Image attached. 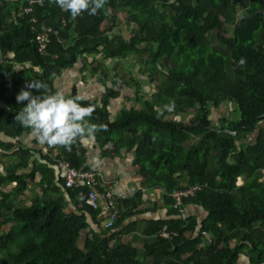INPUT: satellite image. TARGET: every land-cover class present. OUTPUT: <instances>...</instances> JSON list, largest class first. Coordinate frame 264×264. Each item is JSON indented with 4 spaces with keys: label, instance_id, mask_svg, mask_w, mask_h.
Wrapping results in <instances>:
<instances>
[{
    "label": "trees",
    "instance_id": "1",
    "mask_svg": "<svg viewBox=\"0 0 264 264\" xmlns=\"http://www.w3.org/2000/svg\"><path fill=\"white\" fill-rule=\"evenodd\" d=\"M29 1L0 0V100L7 104L0 109V134L30 131L15 121L26 103L15 97L21 89L38 95L26 87L31 81L42 80L55 92V78L84 54H95L89 65L97 72L105 67L97 54L121 59L145 53L141 73L159 80L151 99L140 94L142 84L135 76H117L136 86L143 107L122 110L113 119L108 107L119 92L110 87L102 106L80 103L95 106L90 122L105 128L95 139L111 144V155L122 149L133 154L142 190H162L170 218L146 223L143 233L150 240L141 250L132 244L114 246L125 234L116 230L141 204L138 192L119 199L115 232L91 229L81 241L90 229L87 216L96 222L99 211L86 206L78 190H68L78 215H67L63 201L18 207L12 197L25 191L26 182L6 170L5 176L0 173V187L16 184L17 189L0 199V264H240L243 256L247 264H264V0H107L96 15L85 12L75 19L54 0H44V7L21 17ZM120 10L132 26L130 36L116 33ZM44 26L54 33L43 52L36 36ZM36 66L43 72L37 73ZM226 102L236 104L239 119L221 118L214 125L210 107L219 109ZM193 109L189 124L177 119ZM253 134L257 140L251 143ZM79 144L77 139L71 145L66 161L83 170ZM0 148H6L2 140ZM239 179H246L244 186H237ZM184 184L206 186L185 202V209L197 205L208 213L201 223L182 218L174 207L171 196ZM9 223L12 229L3 233ZM166 226L179 236L162 239Z\"/></svg>",
    "mask_w": 264,
    "mask_h": 264
},
{
    "label": "crops",
    "instance_id": "2",
    "mask_svg": "<svg viewBox=\"0 0 264 264\" xmlns=\"http://www.w3.org/2000/svg\"><path fill=\"white\" fill-rule=\"evenodd\" d=\"M96 57L99 63L100 61L103 63V60H100L103 59L102 55L99 54ZM87 58L79 59L77 65L65 70L61 76L55 78V89L63 91L67 97L72 95L81 96L83 100L96 102L99 106H102L103 96L108 87L112 88L113 91L121 92L120 88H113L112 86L115 85L113 83L115 80L123 84V80L117 77L123 75L118 71L117 65L109 67L108 63L99 71L93 72L92 67L89 65L91 61ZM85 65L89 66L86 67ZM120 92L118 99L121 95ZM117 98L113 99L108 107L113 119H116L120 111L136 106L131 105L122 109L120 107L121 102L118 103ZM5 108H7V104L0 100V109ZM0 140L6 144L4 150L0 148V173L5 176V171L11 170L16 172L17 176L23 177L26 182L25 191L12 197L15 206L30 207L36 200L39 202L63 201L67 215L80 214L77 201L71 197L69 191L64 187L65 165L69 163L66 161V156L70 152L69 149L66 150L62 146L41 145L30 135V131H26L20 136L1 133ZM252 141L255 142L256 140ZM111 149V144L103 145L102 142L96 139L91 141L80 140L76 153L84 158L83 169L100 175L104 190L112 189L119 195L120 199H129L138 192L142 193L141 204L133 211L135 215L125 218L120 228L116 230L117 232L123 231L125 234H121L120 237L117 236L118 239L113 243L114 246L121 243L132 244L135 248L141 250L144 244L150 240L143 233L146 223L170 218L171 207L167 206L165 195L161 189L142 190V179L136 175V169L132 167V153L122 149L120 154L111 155L109 153ZM26 152L30 153L29 158ZM26 161L28 164L24 168H18L20 163L25 164ZM238 182L240 183H237V186L242 187L246 183V179H239ZM16 189V184H6L0 187V199L2 193L10 194ZM185 211L188 215L187 219L195 218L199 223L203 222L208 216L203 207L197 205H188ZM5 214V216H9L10 213L5 211ZM87 220L90 229L82 234L81 241H85L91 229L102 231V224L106 218L99 214L95 222L88 215ZM13 225V223H9L2 228V232H9ZM113 232H115V229H112L111 233ZM243 260L244 263H247L245 256H243Z\"/></svg>",
    "mask_w": 264,
    "mask_h": 264
},
{
    "label": "clouds",
    "instance_id": "3",
    "mask_svg": "<svg viewBox=\"0 0 264 264\" xmlns=\"http://www.w3.org/2000/svg\"><path fill=\"white\" fill-rule=\"evenodd\" d=\"M43 6L44 0H34ZM55 4L65 12H69L72 19L87 12L96 15L104 8L107 0H54ZM243 66L246 61L241 58L238 62ZM37 73L43 69L36 66ZM28 89H35L39 94L21 89L16 95L18 103L26 102L15 121L30 129V135L41 145L62 146L66 149L77 140H95L96 133L105 130L103 125L90 122L95 106H82L81 96L67 97L63 91L52 92L47 83L42 80L31 81L26 85Z\"/></svg>",
    "mask_w": 264,
    "mask_h": 264
},
{
    "label": "built area",
    "instance_id": "4",
    "mask_svg": "<svg viewBox=\"0 0 264 264\" xmlns=\"http://www.w3.org/2000/svg\"><path fill=\"white\" fill-rule=\"evenodd\" d=\"M41 6L30 0L28 5L29 9H24L20 16L29 15L33 13L32 7ZM33 22H37V19H32ZM54 33L50 27H43L42 32L36 36V42L38 43L40 51H46L50 42L51 34ZM56 33V32H55ZM1 56V53H0ZM64 187L66 190H78L79 196L84 199L85 205L99 211L101 216L106 218L103 225V230H112L115 223L119 219V212L117 205L119 202V195H117L112 189L104 190V186L101 184L100 175L93 171L77 170L73 168L69 163L65 165L64 174ZM206 186H184L182 185L180 190H177L172 194L174 200V207L179 209L183 215L185 214V202L188 199L194 198L198 193L202 192ZM179 233L171 231L168 226L162 229L160 237L166 240H173L178 237Z\"/></svg>",
    "mask_w": 264,
    "mask_h": 264
},
{
    "label": "rangeland",
    "instance_id": "5",
    "mask_svg": "<svg viewBox=\"0 0 264 264\" xmlns=\"http://www.w3.org/2000/svg\"><path fill=\"white\" fill-rule=\"evenodd\" d=\"M37 7H40V6L32 7V9L35 10ZM29 8H30L29 6H26L24 9H29ZM118 18L120 19L121 24H120L119 28L116 29V33L120 32L118 34H123L124 36H130L133 32V29H132V26H129L127 24L125 14L122 10L119 11ZM0 53H1V50H0ZM84 55H86V54H84ZM94 55L95 54H88L86 56H80L79 59H81V58L85 59L86 57H88L87 59H89V61H92ZM97 55H99V54H97ZM145 56H146V54L143 53L142 56L131 55L129 57H126L123 59H118V60L117 59L110 60V58L100 59V60H103L104 64L108 63L109 67L117 65L118 66L117 68H119L118 71L120 73H122V75L127 79L130 75L135 76L136 79L138 80V82H140L143 86V87H141L140 94H143L144 97L151 99L152 93L155 92L154 88L156 86V83H158L159 80H156V82H153L152 80L149 79L148 74H143V72L141 73L140 69L144 66V64H143V60L140 58L145 57ZM78 63H79V60H78ZM113 83L115 84L114 86H112L113 88H120V90H121V92L119 91L121 93V95H120L119 99L117 98V102L118 103L121 102L120 107H122V109L126 108L127 106L129 107L131 105H136L137 108L143 107L142 103H139L138 100H136L138 94L135 91L136 90L135 85H133V84H121V83L117 82V80L113 81ZM236 107H237L236 104L231 103V102H226L219 109H215L214 106H211L210 108H211L212 114L210 116V119L213 121L214 125H217V126L220 125L219 123H220L221 118H226L228 120H238L240 117V114L238 112H236V110H237ZM195 112L196 111L193 109V110L189 111L188 113L187 112L183 113L177 119L180 122L189 124L190 120L194 116ZM260 125L264 126V120L260 123ZM253 137H255V139H253ZM252 140H257L255 134H253L249 138L248 141L253 143ZM196 141H197V139H194L191 143H194ZM237 144H238V146H240L241 142H238ZM238 183H240V182H238ZM184 186H188V185L184 184ZM181 217L185 218V219L188 218L186 211H185L184 215L181 214ZM206 238L208 240L210 239L208 237H206ZM240 264H247V263H244V261L242 260L240 262Z\"/></svg>",
    "mask_w": 264,
    "mask_h": 264
},
{
    "label": "water",
    "instance_id": "6",
    "mask_svg": "<svg viewBox=\"0 0 264 264\" xmlns=\"http://www.w3.org/2000/svg\"><path fill=\"white\" fill-rule=\"evenodd\" d=\"M261 119H264V116H262V118ZM234 135H236V133H233ZM257 135H258V133H257Z\"/></svg>",
    "mask_w": 264,
    "mask_h": 264
}]
</instances>
